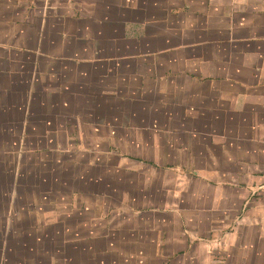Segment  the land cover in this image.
Listing matches in <instances>:
<instances>
[{"label": "crops", "instance_id": "0c3cea01", "mask_svg": "<svg viewBox=\"0 0 264 264\" xmlns=\"http://www.w3.org/2000/svg\"><path fill=\"white\" fill-rule=\"evenodd\" d=\"M3 149L80 158L46 264H264V0H0Z\"/></svg>", "mask_w": 264, "mask_h": 264}, {"label": "rangeland", "instance_id": "374dc122", "mask_svg": "<svg viewBox=\"0 0 264 264\" xmlns=\"http://www.w3.org/2000/svg\"><path fill=\"white\" fill-rule=\"evenodd\" d=\"M6 143L10 144V142ZM4 150H0L2 155L0 156V247L5 246L4 251L7 256L4 257V261L6 264H12L14 261L18 264L17 260H22V264H34V261L46 264L49 262L48 259L45 261L46 253L49 254L52 250L59 255L61 237L55 235L54 230H47L44 226L54 229L55 223L60 218L67 220L71 225L82 218H91L92 208L89 206L54 202L68 196L69 187L78 184L75 174L80 168V158H76V163L72 162L69 157H61L60 162V158L54 156L46 157L43 161V158L33 156H13L11 151L7 150L8 152L4 153ZM115 161L113 157L101 158V164L105 165ZM44 171L49 173L44 174ZM48 184L51 188L44 190L45 185ZM84 188L91 189V185L85 184ZM99 191L107 194V189L103 186L99 187ZM43 197H46L47 201L43 200ZM103 208L105 209L104 215L107 216L109 208L108 206H103ZM33 218H35L34 221H32ZM33 223L37 227L34 236L18 235L19 231L25 232ZM9 225L16 226L19 231H14L12 234L10 229H6ZM2 233L4 235H1ZM71 235L73 236L70 238H61L65 240L63 246L74 244V242H66V239L75 240V231ZM29 247L35 250L31 255L28 254L27 249L25 251V248ZM71 255L75 257L76 254ZM28 260L31 261L28 262ZM74 261L72 259V264ZM54 264H60L59 260Z\"/></svg>", "mask_w": 264, "mask_h": 264}]
</instances>
